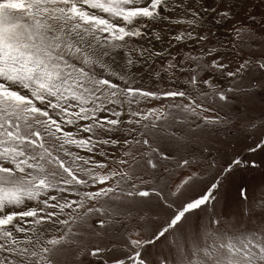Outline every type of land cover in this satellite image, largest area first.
I'll list each match as a JSON object with an SVG mask.
<instances>
[{
	"label": "snow or ice",
	"instance_id": "snow-or-ice-1",
	"mask_svg": "<svg viewBox=\"0 0 264 264\" xmlns=\"http://www.w3.org/2000/svg\"><path fill=\"white\" fill-rule=\"evenodd\" d=\"M256 171L264 0H0V264H264Z\"/></svg>",
	"mask_w": 264,
	"mask_h": 264
},
{
	"label": "rangeland",
	"instance_id": "rangeland-1",
	"mask_svg": "<svg viewBox=\"0 0 264 264\" xmlns=\"http://www.w3.org/2000/svg\"><path fill=\"white\" fill-rule=\"evenodd\" d=\"M218 35H220V38L223 40L232 39L231 36L226 34L225 29H219ZM159 49H164L167 47V43L158 44L156 45ZM143 75V73H141ZM144 80L147 81V77H144ZM232 134L229 135L228 133H223L219 137V141H223V143H218V146L222 149H227L231 151L232 148H235L236 151L241 150V142L244 138V131L241 126L237 125L234 129L231 130ZM262 182H264V175H262L259 171L256 172H244L240 176L236 178L235 183H246L249 186V189L255 188L257 185H260ZM228 206L226 207L225 204L222 202L221 204L217 205V212L224 214V213H231L235 211V209L238 207V201L236 199V191L235 187H230L228 195L226 197ZM146 215H151L150 213Z\"/></svg>",
	"mask_w": 264,
	"mask_h": 264
},
{
	"label": "crops",
	"instance_id": "crops-1",
	"mask_svg": "<svg viewBox=\"0 0 264 264\" xmlns=\"http://www.w3.org/2000/svg\"><path fill=\"white\" fill-rule=\"evenodd\" d=\"M167 43V42H166Z\"/></svg>",
	"mask_w": 264,
	"mask_h": 264
}]
</instances>
